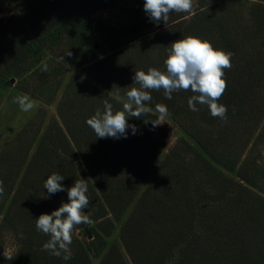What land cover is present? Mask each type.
Wrapping results in <instances>:
<instances>
[{
  "label": "trees",
  "instance_id": "16d2710c",
  "mask_svg": "<svg viewBox=\"0 0 264 264\" xmlns=\"http://www.w3.org/2000/svg\"><path fill=\"white\" fill-rule=\"evenodd\" d=\"M113 2L0 0V90L16 80L33 96L58 91L86 39L98 34L100 45L80 62L87 76L126 98L139 87L135 71H165L171 44L194 36L233 53L231 69L224 70L227 89L218 100L228 108L227 120L212 117L207 105L197 103L199 111H191V90L174 92L171 100L163 89L151 90L146 107L166 105L189 137L161 160L170 135L153 125L158 118L152 111L128 119L135 134L129 128L126 138L96 137L86 120L97 109L103 112L105 100L114 112L123 103L84 78H72L58 105L61 124L49 125L22 175L33 147L5 160L0 216L9 207L0 235H10L17 250L4 260L0 244V264H93L89 248L101 258L106 238L132 204L122 246L114 244L100 264H264L263 171L257 159L242 161L250 147L264 142V0H225L220 9L203 3L191 19H174L157 30L147 14L128 28L111 27L98 14ZM54 172L64 176L65 191L49 195L44 182ZM80 178L88 184L84 211L93 223L75 227L72 259L64 261L43 250L50 237L36 230L35 219L67 203V189Z\"/></svg>",
  "mask_w": 264,
  "mask_h": 264
},
{
  "label": "clouds",
  "instance_id": "9594fccd",
  "mask_svg": "<svg viewBox=\"0 0 264 264\" xmlns=\"http://www.w3.org/2000/svg\"><path fill=\"white\" fill-rule=\"evenodd\" d=\"M143 8L151 21L157 25L163 21L165 24L170 19V14L190 13L193 9V0H144ZM66 55L71 56L68 51ZM233 53L222 49H216L207 41L199 37L187 36L171 44L167 58L164 60L165 71L157 68H149L135 71L134 83L139 87H131L126 93V102L123 110L114 112L113 105L108 100L104 101L103 112L99 109L86 120V124L94 130L99 138H120L127 136V130L132 129L133 134L137 131L135 125H129L131 117L140 118L152 111L146 107V102L152 100L151 90L163 89L166 99L171 100L172 94L180 90H191L192 95L188 100V107L193 112H198L196 104L207 105L212 117L227 120L228 108L219 104L218 100L227 89L225 69H231V57ZM64 60V57L61 58ZM45 64L42 71L46 72ZM20 109L28 112L36 107V102L28 95H19L13 98ZM159 114L158 121H152L153 125H159L170 115L164 104L155 106ZM64 176L52 173L44 182V188L49 195L65 191L61 183ZM88 184L85 179H78L73 186L67 189L68 202L52 211L50 214H41L35 219V227L50 237L43 244V250L50 255L62 258L64 261L72 259V235L76 226L92 224L90 213L85 209L89 207L90 200L86 195ZM4 194V183L0 180V196ZM12 259L11 256H6Z\"/></svg>",
  "mask_w": 264,
  "mask_h": 264
},
{
  "label": "rangeland",
  "instance_id": "374dc122",
  "mask_svg": "<svg viewBox=\"0 0 264 264\" xmlns=\"http://www.w3.org/2000/svg\"><path fill=\"white\" fill-rule=\"evenodd\" d=\"M203 3L210 4V6H216L217 9L222 8L226 4L225 0H193V9L190 13L173 12L172 14H170V19L168 23L174 19H178L179 21L191 19V17L198 12ZM143 4L144 0H114L111 6H105L106 8H104V10H102L98 14V18L105 20L113 28H128L129 26H132L145 18L146 13L144 11ZM164 25L166 24L163 21H161L158 25L154 23L153 30ZM100 43L101 38L98 34H92L88 37V39H86L85 45L82 51L79 53L76 63L67 72L65 79L58 91H56V89L55 91H52L51 89V92H48L43 97L33 96V94H31L30 92H26L23 83L16 80H11V83H7L5 87L0 90V173L3 171V168L6 167L5 160L8 157L24 153L28 146L33 147L32 151L29 153L27 162H25L21 173H19V176H21L23 170L27 167L28 163L30 162L32 155L34 154L38 144L41 141L43 134L46 132L49 125H54L55 120H57L61 124L58 115V105L65 91L67 90V87L72 78H84L109 97H112L121 103L126 102V98L118 96L116 92H114L109 87L101 84L95 79H92V77L87 76L85 66L82 65L80 62L81 58L87 59V57L85 58L86 55L84 56L86 52L88 54L89 51L93 48V46L100 45ZM105 51L106 49L102 50L101 52L104 53ZM101 52H96L93 57H96ZM3 62L7 63L8 60H4ZM24 94L28 95L32 100L36 102V107H34L28 112L22 111L19 105L13 102L14 97ZM49 97H52V99L50 100ZM152 113L157 116V118L159 117V114L156 111L152 110ZM197 116L196 114L193 116L195 120L198 119ZM159 126L161 128H166L165 131L170 135V145L161 156V160H163L166 157V154L168 153L169 149L175 146L181 139H189V137L182 128V126L179 125V123H177L173 119H171L169 116L166 117L165 120L162 121L161 124H159ZM249 158L257 159L258 165L263 171L264 181L263 140H260L252 147H250V149L245 153L244 157L242 158V161H245ZM228 175L234 177L233 174ZM151 179L152 175L144 183V186L139 194H141L148 187L151 182ZM8 207L9 203L6 205L5 209L3 210V214L0 216V225L3 221L4 213H6ZM133 207L134 204H132L129 209L125 212L122 220L115 225L113 234L110 237L106 238L107 246L102 252L101 258L96 259V257L98 256L97 251H94L93 248H89V253L92 258L93 264H100L102 258L106 255V253L114 244L117 243L122 246L121 229L123 223L129 217ZM24 228L27 229L26 224ZM78 233L82 241L86 243L87 247H90L91 242L89 241L91 240L87 238L88 233L86 231H81ZM0 237V244L3 251V259L9 260L6 258V256H11L12 258L15 256V252L17 250L16 243L14 242V239L8 234L4 233L2 236L0 235ZM35 244L39 245L37 240H35Z\"/></svg>",
  "mask_w": 264,
  "mask_h": 264
}]
</instances>
